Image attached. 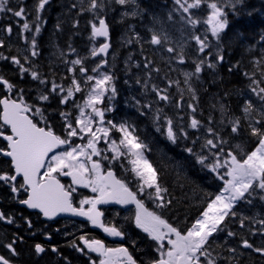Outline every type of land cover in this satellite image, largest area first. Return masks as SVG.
Masks as SVG:
<instances>
[{"label":"snow or ice","instance_id":"6c2138e0","mask_svg":"<svg viewBox=\"0 0 264 264\" xmlns=\"http://www.w3.org/2000/svg\"><path fill=\"white\" fill-rule=\"evenodd\" d=\"M130 2L134 0H116V3L120 5ZM239 2L241 0H228V6L234 9L236 3ZM48 3L49 0H38L37 13ZM175 3L184 13L206 5L210 11L203 22L209 26L212 36L217 41L220 40L221 33L228 25L227 13L220 0H192V3H188V0H183V2L175 0ZM8 4L9 0H0V12H12L16 17L24 16L23 7L14 11L8 7ZM99 7L102 5L98 3V0H91L89 10ZM188 22L195 25L199 21L189 17ZM23 28L29 29V24L24 23ZM91 28L93 38L109 36V28L103 18L98 19V24L92 23ZM7 31L11 33V27ZM35 31L39 33L40 28L36 27ZM194 39L199 45V52H205V49L209 47L208 37L201 39L200 36H195ZM2 43L0 41V45ZM151 43L160 44V36L154 33ZM33 46H35V40H33ZM109 47V43L105 42L98 48H94L91 55L93 57L106 55ZM168 51L172 52L174 49L169 48ZM33 55L36 53L33 52ZM12 59L14 63L20 64L15 57ZM217 59L222 61L223 56H218ZM180 62H184L183 57ZM71 63L80 66L78 71L84 75V80L80 81L74 76L68 88L65 89L53 83L51 91L56 92L59 89L65 93L61 99L62 104L67 103L76 93L82 92L84 90L82 84L87 87L88 92L83 105H76L79 115L75 117L74 122L69 119L71 113H61L65 120L64 135H58L51 125L47 124L41 108L36 107L33 112L32 106L25 104L22 99L19 102L10 98L0 99V105L3 106L0 111V121H2L0 137L7 141L6 148H0V153L11 158L14 170V174L11 175L0 174V181L14 182L18 177L22 178L19 188L13 186L12 192L24 189L27 198L20 202L30 209H38L45 217L52 218L58 213L70 212L73 215L86 217L93 225L103 228L104 232L114 237L123 236V232L115 226L109 227L102 222L103 213L97 205L110 201L121 205H134L135 226L156 242L158 256L150 261V264H216L209 251L210 238L222 230L221 225L229 215H235L232 209L236 201L243 199L246 193L251 194V190L256 188L264 191V129L250 125L251 135L258 138L257 144L253 150L245 153L243 158H239L232 151L224 153V149L220 146L224 143L222 140L218 142L213 139L206 140L205 147L217 151L211 153L213 157L211 163H206L209 157L204 155L197 156V162L217 173L224 187L207 203L189 227L181 229L169 222L161 213L147 207L144 199L138 198V194H146L148 199L159 201L155 206L161 209L170 203V201H165L164 194L167 193V189L161 185L158 171L145 155L148 146L136 134L135 127L127 121L119 124L111 120L105 121V113L111 111V108H102L100 105L109 92L112 96L116 93L112 83L113 76L100 70L107 61L101 60L96 67L90 70L95 75L88 74L89 69L83 66L82 59L73 60ZM204 63V60H200L196 64L195 73L203 70ZM208 67L215 68V64L210 63ZM21 71L28 70L21 65ZM69 71L75 72L76 69L70 68ZM31 75L33 79H39L38 73L32 72ZM190 75L192 74H186V76ZM245 75L248 74L245 73ZM41 83L45 81L41 80ZM0 84L9 90L13 88V85L2 77H0ZM253 84L259 85V81L254 80ZM252 91L264 101V87H259L258 91L256 87H253ZM39 99L47 101L49 97L41 95ZM160 99L168 100L169 97L162 95ZM252 108V103L248 102L243 111L248 114ZM30 112H33L32 116L28 115ZM36 115L44 121L43 126H41V121L35 119ZM238 123L237 121L236 126L232 127V132L238 131ZM167 124V138L175 143L177 136L173 130L172 121L168 120ZM94 125L99 126L94 127ZM199 125L200 121L197 119L191 120V128L196 129ZM5 126L10 128L11 134H5ZM157 130L159 131V128ZM208 131L213 132L211 128ZM113 133L119 134L118 140L113 138ZM72 138L86 139V143L76 144ZM101 140L108 144L107 151L112 153L110 157L102 155V150L97 147ZM57 149L63 150L57 151ZM186 151L191 153L192 149L188 148ZM93 157H100V159H93ZM122 157L126 158L128 164L131 165L129 171L138 181L137 191H133L125 180L117 178L110 166L105 170V165L101 163V160L111 163ZM220 169H223V172H220ZM61 176L71 177L72 185L90 188L98 195L84 198L79 202V207H74L73 193L76 189L71 185L66 187L61 183L59 179ZM146 190L152 191L146 192ZM261 199H264V196ZM85 205L88 207L85 208ZM3 218V214L0 213V219ZM228 235L231 236L234 233L229 232ZM80 239L89 251L99 255L98 264H138L137 259L126 247L111 248L105 246L101 240H89L83 236ZM244 246L252 247L247 241H244ZM6 247L15 254L12 244ZM35 251L39 254L45 249L40 244H36ZM53 251L56 249L53 248ZM256 251L264 254V248H257ZM0 264H10V261L0 255ZM92 264H97V262L93 261Z\"/></svg>","mask_w":264,"mask_h":264},{"label":"trees","instance_id":"16d2710c","mask_svg":"<svg viewBox=\"0 0 264 264\" xmlns=\"http://www.w3.org/2000/svg\"><path fill=\"white\" fill-rule=\"evenodd\" d=\"M160 1L138 0L135 7L136 10H149ZM98 2L104 5L101 0ZM105 4L114 14H117L118 5L112 2ZM88 10L86 6L69 4L65 0H54L44 10V31L37 40L42 55H38L32 61L34 65H43L44 68L36 69L40 74L37 82L31 81L27 76L25 83L28 89H36L41 80L45 81L42 83L45 86L69 81L67 67L74 59L79 58L73 52H82L87 48L88 19L95 20L96 13L94 11L90 13ZM231 10H226L228 25L221 33L220 40L217 41L218 50L220 56H223V60L217 62L214 70L203 69L201 78L195 85L198 97H191L195 106L192 118L200 121L199 127L204 129L201 130L203 134L198 128H189L187 134H181L173 143L164 136L162 131L155 128L152 118H146L145 115L134 117L129 112L126 115L120 113L121 107H118V99L115 101L117 111L113 112V117L106 116V121L111 120L117 124L125 120L132 123L136 134L147 144V155L153 167L158 171L161 185L167 189L165 201H170L163 208L161 214L181 229L191 225L219 189L216 177L208 168L197 162V156L203 155L208 150L204 144L206 141L202 139L207 132L209 133L208 129L213 130L212 133H209L211 139L216 142L224 141L220 145L224 149V153L228 151L237 153L242 150L239 158H243L244 154L253 150L257 144L258 138L251 135L250 125L264 129V118L251 119L250 112L246 114L243 111L248 102L252 103L256 99L262 101L258 95L252 96V88L256 87L258 91L259 87H264V0H241ZM64 11L69 13L65 14ZM62 14L66 17L65 20H61ZM126 18L118 22L117 26L110 24L112 39H116L118 34L120 35L121 51H127L128 47L132 48L136 45L135 36L121 35V32H125V26L130 22H125ZM140 20V17H135V26L143 32V38H147L149 33L143 31L140 25L146 21L140 22ZM108 21L112 23L110 20ZM124 39H129L130 46ZM139 49L140 63L156 65L159 70L164 68V59L159 54L151 52L147 42H142ZM83 56L86 59L89 58V55L85 53ZM257 61L259 63H256ZM76 72H78V67ZM254 80L259 81V85L253 84ZM83 93L76 95L78 102L82 99ZM173 100L172 107L175 108V95H173ZM262 102L264 104V101ZM43 108L47 124L51 125L57 134L62 135L64 128L61 122V113L68 112L69 109H64L59 98L55 96H51L50 102L44 103ZM118 113L124 118L117 115ZM183 114V117L174 114L172 121L190 125L191 118H188L186 113ZM166 116L162 115V117ZM237 121L239 122L238 131L234 133L232 127L236 126ZM258 121L259 123H257ZM156 122L157 120H155V124ZM159 122L163 123L164 119L159 117ZM188 148L192 149L191 153L186 151ZM259 191L261 192V190ZM5 202L6 200H2V203ZM224 230L222 234L216 236L213 245L219 255H224L223 251L218 252L224 247L222 241L225 244L229 241L228 230L226 229L225 232ZM238 233L239 241L246 240L240 231ZM3 247V242L0 241L2 252L5 249ZM23 253L26 256L33 255L32 249L25 245ZM244 255H242V259L245 258ZM252 258L254 260H250V258L246 261L238 259V262L254 264L255 257Z\"/></svg>","mask_w":264,"mask_h":264},{"label":"flooded vegetation","instance_id":"af4514ba","mask_svg":"<svg viewBox=\"0 0 264 264\" xmlns=\"http://www.w3.org/2000/svg\"><path fill=\"white\" fill-rule=\"evenodd\" d=\"M28 1L9 0L8 6L18 7L19 10V8L25 7ZM14 17L17 22L24 20V16L16 17L14 15ZM0 77L13 85V88L9 90L6 86L0 84V99L10 98L18 102L22 99L25 104L29 105L28 100L33 99V96L31 98L27 96L29 92L33 94V91L24 87L25 85L22 83V76L19 71L6 66L0 69ZM2 108L3 106L0 105V111H2ZM28 114L32 115L31 112ZM4 130L6 135L11 134L10 128L7 126H5ZM6 145L7 141L3 137H0V148H6ZM101 163L105 165V170L110 166L117 178L120 179L118 169L113 168L111 164H107L102 160ZM4 173L11 175L14 174V170L11 161L0 153V174ZM63 182L66 187L71 185L76 189L73 193V202L76 207H79V202L82 199L98 195V193H93L90 188L72 185L69 178H63ZM21 183L22 180L20 178L14 182L0 181V213L4 217L0 219V241L3 242V248H5L4 252L0 250V255H5L4 257L10 261V264H92L93 261H96L98 264L99 255L89 251L85 247L84 242L80 239L82 236L89 240H101L107 247H126L137 259L138 264H150V261L157 258L156 242L135 226L133 219L135 215L134 209L125 208L124 205L113 201L98 206V209L103 213L101 217L102 222L109 227L115 226L123 232V236L114 237L104 232L101 228H94L89 220L83 222L67 218L45 220L42 214L30 211L20 205V201L24 200L27 196L26 192L24 189H20L14 193L11 189L13 186L19 188ZM2 200H6V202L2 203ZM84 207L87 208L88 205ZM262 239L259 241L254 240V245L258 244V247L264 248V235ZM247 242L250 243L249 241ZM8 244H12L15 254L6 247ZM36 244H40L45 251L39 254L36 253ZM24 245L32 249V256H26L23 253ZM234 247L236 248L233 241L231 251L233 264L236 259L235 255L238 259H242V255H240L237 249L235 251ZM53 248L56 251H53ZM256 249L245 247L243 244L239 249L240 252H246L245 258L242 260L246 261L248 258L252 260L254 256V264H264V254L257 252ZM254 252L260 253V255ZM39 261L41 263H38Z\"/></svg>","mask_w":264,"mask_h":264},{"label":"rangeland","instance_id":"374dc122","mask_svg":"<svg viewBox=\"0 0 264 264\" xmlns=\"http://www.w3.org/2000/svg\"><path fill=\"white\" fill-rule=\"evenodd\" d=\"M73 1L70 2V4L74 3V4L79 5L81 7L86 6L88 9L90 8L91 0H73ZM101 1L104 3V5L101 4L102 7L95 9V11H96L95 19H97V18L99 19V18H101V16L102 17L103 16L108 17L110 19V21L112 22L111 24L115 25V26H117V23L121 22L125 17H129V18L140 17L146 21L144 23V25H141L142 30L147 31V33H149L147 38L145 37L146 39L143 38V32H141L140 29H136L135 27L131 28L130 31H132V35L135 36L136 45H134L133 48H129V52H133V51L137 50V48L139 47V45L142 42H147V46L150 47L155 54H157V55L159 54V56H161L162 59H164L163 61H164L165 66H166L164 68L167 71L168 75L170 76V79H172L173 76H175V78L177 79V80H175V82H171V83L168 80L167 88L165 89L164 92H162V91H160V89H158V90H156L154 95H151L154 97V101L156 102V106L153 108L154 111L156 113L162 112L163 106H165V104H167L168 107H169V105L173 104L172 103L173 100L171 99V97H172L173 92H174L176 94L175 95L176 101L174 103L175 108L171 106L170 109H172V111H175V112L186 113V115L188 117L191 116L192 113L194 112L193 109H195V106L191 101V97H196V98L198 97V95L196 93L197 90L195 88V84H196V80L201 76V73H202V71L200 73H195V66L197 63L200 62V60H204L205 63L202 65V69L205 68V69L212 70L214 68H209L208 64H210V63L213 64L212 62H214L215 66H216L217 61H218V59H217V57H218L217 39L212 36V34L209 30V26L203 22L207 18V15L209 14L210 10L206 7V5H202L198 9H190L188 13H184L183 10L180 8V6L175 3V0H161V3L157 4V6L151 8L149 10H139V9L136 10L135 5L138 4V0H134V2H130L126 5H120V4L116 3V0H113L116 4L119 5L120 8L118 10H121L120 13H118V11H117L118 15H115V14H113L112 10L108 9L107 4H105L107 2H111L112 0H101ZM182 2H183V0H182ZM188 3H192V0H188ZM220 3L222 4V6L225 7V11H226V7H230L228 9H229V11H232L231 10L232 7L228 6V0H220ZM88 11L91 13V11H93V10H88ZM2 13H4V12H0V16H2ZM64 13L68 14L69 12L64 11ZM169 16H171V19H169ZM189 17H191L192 19H196L199 22L197 24L193 25V24L188 22ZM58 19L60 20V17ZM65 19H66V17L64 16V14H62L61 20H65ZM92 23H97V20H95V22H94L91 19H88V27H89L88 39L90 40V42H89L90 46H89L88 53H90V54L92 53V50L94 48H98L100 45V43L95 38H93L91 36V32H92L91 25H92ZM154 33L157 34L158 36H160V38H161V43L158 45H154L151 43V37ZM36 35H38V34H36ZM195 36H200L201 39H203L205 36L208 37L207 43L209 44V47L205 49V52H203V53L199 52V45L197 44L196 40L194 39ZM29 45L32 48L31 51H32V55H33V52H34L33 48L34 47H32V43H30ZM114 47L116 49V50H114V54H115V53H117V51L119 52L118 49L120 47L118 46V44H116V46H114ZM169 48L174 49V51L169 52L168 51ZM75 54L77 55V52H75ZM78 57H79L78 59L83 60V54H78ZM181 57H183V61H184L183 63L180 62ZM116 58H118V57L116 56ZM116 58L114 56H111V58L109 60V64H110L109 66L113 65L114 64L113 62H116ZM122 58L124 61H126V59H128V57H126V56H123ZM74 60H76V59H74ZM101 60L102 59L93 60L92 65H90V67H86L85 62L83 60V66L89 69L88 74L95 75L90 70L93 67H96L97 64H99L101 62ZM190 61H192V65H191ZM12 62H13V60H12ZM76 66H78V65H73L72 63H70L69 69L75 68ZM100 70L102 72H107L110 75H112L111 70H109V72L104 71L102 68ZM70 74H72L73 77L75 76V78H77L80 81H83L85 78L84 75H82L79 72L75 73V72L70 71ZM186 74H192V75L186 76ZM112 83L114 84V77H113ZM69 86H71V83L68 86H66V87L63 86V87L66 89ZM114 86L116 88L115 84H114ZM82 87L84 88L86 86H84L82 84ZM51 89H52V87H50V89H49L50 92H52ZM168 91H170V97H169ZM87 92H86L84 98L79 100V102L76 100V95L78 93H76L75 96L69 100V101L74 102V104H71L72 108L69 112V113H71V116L69 117V119H71L73 122L75 120V117L77 115H79V111H78L76 105L77 104L83 105L84 99L87 96ZM53 93L55 95H60L61 99L65 95V93L61 92L59 89H57L56 92H53ZM252 93H253L252 94L253 97L257 96L256 93H254V92H252ZM162 95L168 96L169 99L168 100L160 99V96H162ZM129 96L132 97V99L130 98V100L132 101L131 103H135L138 106L144 107L143 106V100H142L143 97L141 99V98L135 96L133 93H131ZM109 97H111V98H109ZM106 98H108L107 101H109V102L113 101V96L111 95V92H109V94L105 96L104 101H106ZM39 101L43 102L40 99H39ZM160 103H163V104H160ZM262 103L263 102L258 100V99H256L254 102H252L253 108L250 111V117L251 118H255V119H258V117L264 118V106L262 105ZM63 105L65 106L66 103ZM190 105H191V107H190ZM30 106H32L33 112H34V109L36 107L34 105H30ZM100 107L103 108V105L101 104ZM142 110H143V112H146L145 111L146 109L143 108ZM33 112H31V113H33ZM106 115H107V113H105V117H106ZM37 117H38L39 121H41L40 116L37 115ZM168 117H166V121H165L166 123L168 122V120L172 121L171 114H169ZM156 119H157V122L155 124V127L157 129L159 128V130L163 129L161 131H164V136L167 137L168 124L166 125V127L164 129L163 127H160V124H162V123L159 122L158 116H156ZM62 121L64 122V125H65V120L63 119ZM105 121H106V118H105ZM127 122L129 124L133 125L129 121H127ZM41 123H44V122L41 121ZM174 124H176L177 127H175ZM97 126H99V125H94V127H97ZM172 127H173V130L175 131L177 137H178V135L186 132V130L188 131L189 128H191L186 123L182 126H178V124L173 122V121H172ZM180 129H181V131H180ZM198 129L200 130V133L203 134V132L201 130H204V129L200 128V127H198ZM179 131H180V133H179ZM113 138L118 140L119 134L113 133ZM72 139L74 140V142L76 144L86 143V139L85 140H80L79 138H72ZM202 139L204 141H206L207 139H211L209 136V133L207 132V134H205ZM97 147L99 149L103 148L105 150L104 155L107 154L109 157L112 155L111 152L107 151L108 144L105 143V141L101 140L97 144ZM206 149H208V150H206V152L203 153V155L208 156L209 157V163H211V161L213 159L211 153L216 152L217 150H215V149L210 150L209 148H206ZM233 154H237L238 157H240L242 154V150L237 152V153L233 152ZM145 155L149 160V157L147 155V150L145 151ZM93 159H97V158L93 157ZM119 160H122V164H123V165L120 164V166L121 167L125 166L128 169V173H130L128 176L129 183L132 185V182H133L135 184L134 185L135 190H137L138 181L134 177V174L129 172L131 165L128 164L126 158L122 157ZM206 162H208V161H206ZM208 170H209V168H208ZM210 172L216 177V179L218 181L219 189L215 194V195H217L222 191V189L224 187L223 181H221L218 178L217 173L212 172V171H210ZM220 172H223V169H220ZM257 190H259V189H257ZM150 191H152V190H146V192H150ZM140 195L142 196V195H146V194H140ZM215 195L213 196V198L215 197ZM225 195H227V193H225ZM245 197H246V194H245ZM164 198H165V194H164ZM240 200L235 202L234 207L237 203L240 202ZM152 201L155 205H156V203H159V201H154V200H152ZM249 207L252 211L249 218L254 223L256 230H257V234H260L261 231H262V233H264V226L261 225V224H264V223H261V221H264V205L263 206H257V203L255 202V200H252V201H250ZM234 216H236V214ZM258 226H259V228H257ZM257 238H259V236H257ZM257 240L259 241L260 239H257Z\"/></svg>","mask_w":264,"mask_h":264},{"label":"water","instance_id":"95a60500","mask_svg":"<svg viewBox=\"0 0 264 264\" xmlns=\"http://www.w3.org/2000/svg\"><path fill=\"white\" fill-rule=\"evenodd\" d=\"M105 22H106V21H105ZM100 38H105V37H100ZM108 38H109V36H108L106 39H108ZM109 48H110V47H109ZM108 50H109V49H108ZM104 56H106V55H104ZM7 158L11 159L10 157H7ZM22 206L28 208L27 205L22 204ZM97 206H99V205H97ZM28 209H30V208H28ZM30 210L37 211V212L41 213L38 209H30ZM41 214H42V213H41ZM42 215H43V214H42ZM43 217H44L45 219H47V220H53V219H56V218H59V217H70V218H75V219H78V220H87L86 217L73 215V214L70 213V212L58 213L56 216H54V217H52V218L45 217L44 215H43ZM97 227H98V226H97Z\"/></svg>","mask_w":264,"mask_h":264},{"label":"bare ground","instance_id":"6f19581e","mask_svg":"<svg viewBox=\"0 0 264 264\" xmlns=\"http://www.w3.org/2000/svg\"><path fill=\"white\" fill-rule=\"evenodd\" d=\"M134 19H135V17H131V18L127 17V18H126L125 22H128V21H130V22L125 26V32H121V35L131 34V36H133V35H132V31H130L131 28H132V27H135V28L137 29V27L135 26V21H134ZM141 21H145V20L141 18L140 22H141ZM131 24H132V25H131ZM140 25H144V24H140ZM118 37L120 38V35H119V34H118ZM171 39H172V38H171ZM190 62H191V65H192V61H190ZM164 64H165V63H164ZM175 80H177V79L175 78V76H173V78L171 79V81H175ZM153 84H154V83H153Z\"/></svg>","mask_w":264,"mask_h":264}]
</instances>
